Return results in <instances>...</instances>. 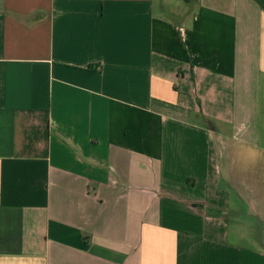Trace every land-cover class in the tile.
<instances>
[{
	"label": "crops",
	"instance_id": "0c3cea01",
	"mask_svg": "<svg viewBox=\"0 0 264 264\" xmlns=\"http://www.w3.org/2000/svg\"><path fill=\"white\" fill-rule=\"evenodd\" d=\"M0 264H264V0H0Z\"/></svg>",
	"mask_w": 264,
	"mask_h": 264
}]
</instances>
